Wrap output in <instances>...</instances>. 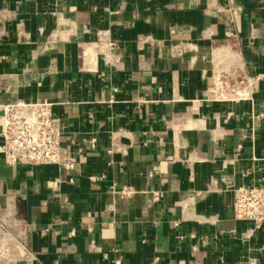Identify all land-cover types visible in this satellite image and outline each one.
<instances>
[{
	"label": "crops",
	"instance_id": "0c3cea01",
	"mask_svg": "<svg viewBox=\"0 0 264 264\" xmlns=\"http://www.w3.org/2000/svg\"><path fill=\"white\" fill-rule=\"evenodd\" d=\"M17 99L51 103L73 171L6 162ZM261 184L264 0H0V264H264L234 207Z\"/></svg>",
	"mask_w": 264,
	"mask_h": 264
},
{
	"label": "built area",
	"instance_id": "2783aa9c",
	"mask_svg": "<svg viewBox=\"0 0 264 264\" xmlns=\"http://www.w3.org/2000/svg\"><path fill=\"white\" fill-rule=\"evenodd\" d=\"M256 82L253 78L234 82L226 75H218L211 92L219 100H246L252 98ZM1 116L2 150L8 164L56 163L69 172L75 169V161L62 155L50 102L17 99L1 106ZM234 207L237 218L257 226L264 223V184L237 188ZM120 262L116 260V264Z\"/></svg>",
	"mask_w": 264,
	"mask_h": 264
}]
</instances>
